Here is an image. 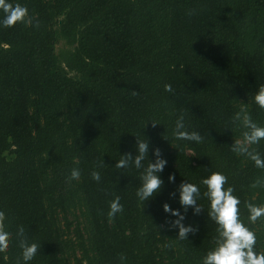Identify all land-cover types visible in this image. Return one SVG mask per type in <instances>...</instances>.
Listing matches in <instances>:
<instances>
[{
    "label": "trees",
    "instance_id": "obj_1",
    "mask_svg": "<svg viewBox=\"0 0 264 264\" xmlns=\"http://www.w3.org/2000/svg\"><path fill=\"white\" fill-rule=\"evenodd\" d=\"M11 2L31 23L0 28V211L11 233L0 264H16L19 226L38 244L29 264H202L217 239L207 201L185 213L199 231L183 240L163 204L180 208L184 180L203 193L212 172L227 177L264 253V217L247 221L248 203L264 206V169L230 148L244 143V115L264 126L252 99L264 85V0ZM181 115L199 143L175 139ZM136 137L151 161L157 147L168 161L145 203L139 171L114 167L135 157ZM248 147L264 157V139ZM116 197L122 211L109 217Z\"/></svg>",
    "mask_w": 264,
    "mask_h": 264
},
{
    "label": "clouds",
    "instance_id": "obj_2",
    "mask_svg": "<svg viewBox=\"0 0 264 264\" xmlns=\"http://www.w3.org/2000/svg\"><path fill=\"white\" fill-rule=\"evenodd\" d=\"M28 9L20 3L13 4L11 0H0V28H12L18 23L29 24ZM165 90L170 91L169 85H165ZM254 103L264 110V85H261L252 97ZM241 114L237 112L234 119H241ZM244 127L247 129L243 132L244 143L235 141L230 148L233 152L247 156L254 166L264 169V157L258 151L251 150L249 145H257L264 139V126L254 123L248 115L243 116ZM155 126L158 123L152 122ZM173 135L177 140L191 141L199 143L202 140L201 135L196 131H187L185 129L184 118L181 115L177 118L173 129ZM136 155L125 153L122 158L115 161L114 167L117 169H127L130 166L139 171L140 184L136 190V197L141 202H148L160 195L163 190L164 180L160 175L168 161L163 157L160 148L152 149L151 155L155 156V160L149 159V140H140L136 137ZM147 159L146 164L142 161ZM79 170L72 169L69 179L76 180L79 178ZM91 177L95 181L100 180V174L97 171L91 172ZM169 181L175 180L173 175L169 176ZM256 181L253 186L261 184ZM204 187L201 193L200 186L188 182L181 181L178 187V203L180 208H172L168 203L163 204L164 213H168L171 217H176L168 224L170 229H176L177 238L187 239L191 233L195 235L199 231V227L192 224L185 225V213L189 209L194 215H199L204 210L197 203L203 197L208 204L207 217L216 225L217 239L214 248L209 250L202 257V264H264V253L256 250V235L249 229L245 221L240 218L239 205L240 200L233 194V188L226 186L227 177L220 172H212L208 176L202 178L199 182ZM183 210V212L181 211ZM122 211V205L119 197L114 198L109 203L107 215L114 217L118 212ZM247 221L255 223L261 217H264V206L255 204H247ZM5 214L0 211V252H5L8 248L9 237L11 233L4 227ZM21 238L18 240V248L20 250L16 264H29L36 256L38 244L29 241L25 235L24 228H17ZM123 259V257L121 258Z\"/></svg>",
    "mask_w": 264,
    "mask_h": 264
},
{
    "label": "rangeland",
    "instance_id": "obj_3",
    "mask_svg": "<svg viewBox=\"0 0 264 264\" xmlns=\"http://www.w3.org/2000/svg\"><path fill=\"white\" fill-rule=\"evenodd\" d=\"M66 47L65 43L64 42H60L57 46V49L58 51H61L63 50L64 48Z\"/></svg>",
    "mask_w": 264,
    "mask_h": 264
}]
</instances>
